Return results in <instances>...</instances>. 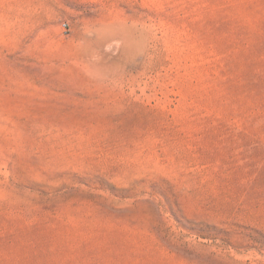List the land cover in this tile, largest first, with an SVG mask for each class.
I'll return each instance as SVG.
<instances>
[{
    "label": "rangeland",
    "instance_id": "obj_1",
    "mask_svg": "<svg viewBox=\"0 0 264 264\" xmlns=\"http://www.w3.org/2000/svg\"><path fill=\"white\" fill-rule=\"evenodd\" d=\"M0 264H264V0H0Z\"/></svg>",
    "mask_w": 264,
    "mask_h": 264
}]
</instances>
